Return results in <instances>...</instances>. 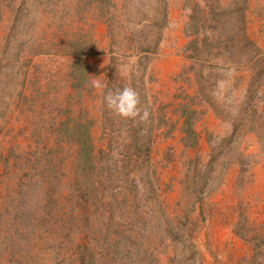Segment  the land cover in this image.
Listing matches in <instances>:
<instances>
[{
  "label": "rangeland",
  "instance_id": "rangeland-1",
  "mask_svg": "<svg viewBox=\"0 0 264 264\" xmlns=\"http://www.w3.org/2000/svg\"><path fill=\"white\" fill-rule=\"evenodd\" d=\"M129 1L0 0V264H264V0Z\"/></svg>",
  "mask_w": 264,
  "mask_h": 264
},
{
  "label": "clouds",
  "instance_id": "clouds-1",
  "mask_svg": "<svg viewBox=\"0 0 264 264\" xmlns=\"http://www.w3.org/2000/svg\"><path fill=\"white\" fill-rule=\"evenodd\" d=\"M92 86L100 89L105 87L99 80H93ZM103 102L108 110L122 118L133 120L139 118L141 122L149 120V111L141 107L139 93L132 87L106 91Z\"/></svg>",
  "mask_w": 264,
  "mask_h": 264
},
{
  "label": "bare ground",
  "instance_id": "bare-ground-1",
  "mask_svg": "<svg viewBox=\"0 0 264 264\" xmlns=\"http://www.w3.org/2000/svg\"><path fill=\"white\" fill-rule=\"evenodd\" d=\"M132 1V0H131ZM131 1H129V2H131ZM132 11H133V9H132ZM134 19H136V20H138L140 17H138V14H134ZM261 38V37H260Z\"/></svg>",
  "mask_w": 264,
  "mask_h": 264
}]
</instances>
